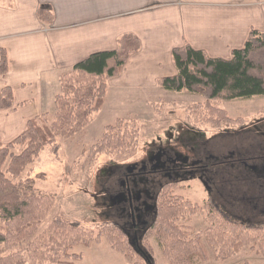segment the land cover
Masks as SVG:
<instances>
[{
  "label": "trees",
  "instance_id": "16d2710c",
  "mask_svg": "<svg viewBox=\"0 0 264 264\" xmlns=\"http://www.w3.org/2000/svg\"><path fill=\"white\" fill-rule=\"evenodd\" d=\"M39 17L50 21L52 13L41 8ZM140 49V39L132 33H126L119 37L116 49L94 52L78 61L60 77V91L55 96V113H43L29 120L25 130L8 143L0 139V246L12 240L15 244L27 243L32 264H79L81 255L68 250L71 245L83 240L88 245L82 223L57 216L46 230L39 232L40 224L54 204V197L39 190L33 178H23L22 175L43 150L49 148L53 154H58L61 137L69 138L80 133L92 121L105 104L109 79L119 76L130 56ZM172 55L177 74L162 77L158 81L159 85L166 90H188L199 95L203 101L196 104L194 112L199 113V109L204 108L211 116L210 121L216 118L214 121L217 123L234 122L224 109L213 104L214 100L264 97L263 31L252 29L245 45L234 50L230 59L210 57L205 51L189 44L174 48ZM7 70L8 59L3 50L0 73L4 74ZM13 105V90L5 86L0 94V109ZM138 136L135 122L119 120L114 125H108L103 137L92 146L91 159L112 149L130 146L138 141ZM18 146L22 149L15 152ZM177 200V204L169 201L162 207L156 232L159 231V239L167 241L165 252L170 264H192L199 245L203 248L202 240L186 239V234L176 222L184 207H188L182 198ZM114 227L105 229L109 230L115 249L129 257L134 256L136 262L133 264H144L143 261L145 264H154V257L144 242L142 250H138L119 228ZM61 234L66 237L63 242L59 238ZM217 241L224 242V237L220 235ZM248 241L244 237L238 245L243 246ZM63 245L65 248L61 252L59 249ZM69 258L74 259L69 261ZM0 264L27 262L21 250L6 254L0 249Z\"/></svg>",
  "mask_w": 264,
  "mask_h": 264
},
{
  "label": "rangeland",
  "instance_id": "374dc122",
  "mask_svg": "<svg viewBox=\"0 0 264 264\" xmlns=\"http://www.w3.org/2000/svg\"><path fill=\"white\" fill-rule=\"evenodd\" d=\"M158 89L155 94L148 96L122 95L115 87L110 86L104 106L94 115L92 121L80 133L69 138L61 137L58 141L60 144L58 154H53L49 148L43 150L22 175L23 178L27 176L33 178L39 190L54 197V204L40 224L39 232L46 230L57 216L82 223L85 229L84 237L89 241L88 245L83 240L71 245L68 250L70 253L81 255L79 264L136 262L134 256L129 257L114 248L109 230L105 229L115 228L112 224L122 221L120 218L107 216L108 207L104 203L108 199L109 190L113 188L111 185H118L116 173L118 174L119 170L124 171L126 166L146 159L150 152L158 147L173 145L180 152L186 153L183 145H189L192 130L204 133L211 147L214 144V148L223 147L224 151L237 145L235 141L238 139H243L247 145L249 139L245 138V133L241 134V137L240 134L237 136L238 131H241L242 127L250 128L254 123L264 120L262 96L214 100L213 104L224 109L234 120L225 124L217 123L214 121L216 118L210 121L211 116L204 108L199 109V113L194 112L196 104L203 101L199 95L188 90H166L160 85ZM55 111L56 107L49 113L52 115ZM119 120L136 123L139 131L138 141L91 159L92 146L103 137L108 125H114ZM235 132L237 134L234 135ZM175 137L180 139L176 141ZM21 149L18 146L14 151L19 152ZM114 169L115 172H112ZM167 192L171 197L182 198L187 204L188 209L184 207L176 222L186 234V239L202 240L203 248L199 245L192 264H264V223L242 225L240 222L223 219L212 210L207 212L203 204L207 201L208 195L198 181L179 182L177 187ZM166 201L169 204V201L174 200ZM192 206H195L194 210L193 208L191 210ZM260 218L264 220L261 215ZM253 220L259 219L255 217ZM159 225L160 222L157 223L156 229ZM156 229L150 231L144 239V246L152 253L154 264H170L165 252L167 241L159 239L160 236L157 235L159 231L156 232ZM214 234L218 236H212ZM220 235L224 237L222 243L217 241ZM244 237L249 241L243 246L238 245ZM59 238L62 242L66 240L64 235ZM12 241L1 245L0 249L6 254L21 250L27 264H32L27 243L15 244ZM237 247L240 250L236 251ZM64 248L65 245L59 251L62 252ZM225 255L229 256L224 259ZM69 259L71 261L74 258ZM143 263L145 264L144 261Z\"/></svg>",
  "mask_w": 264,
  "mask_h": 264
},
{
  "label": "crops",
  "instance_id": "0c3cea01",
  "mask_svg": "<svg viewBox=\"0 0 264 264\" xmlns=\"http://www.w3.org/2000/svg\"><path fill=\"white\" fill-rule=\"evenodd\" d=\"M41 8L50 21L39 17ZM252 29L264 32V0H0V60L3 50L8 59L0 94L10 86L14 97L0 109V139L14 140L29 120L54 111L61 75L94 52L116 49L126 33L141 49L109 87L148 96L159 79L177 74L174 48L189 44L230 59Z\"/></svg>",
  "mask_w": 264,
  "mask_h": 264
},
{
  "label": "flooded vegetation",
  "instance_id": "af4514ba",
  "mask_svg": "<svg viewBox=\"0 0 264 264\" xmlns=\"http://www.w3.org/2000/svg\"><path fill=\"white\" fill-rule=\"evenodd\" d=\"M241 131L234 135L245 133L248 144L238 139L237 145L224 151L214 144L211 147L204 133L192 130L189 145H183L186 153L173 145L158 147L146 159L119 170L118 185H111L104 202L107 216L122 220L112 225L142 250L144 239L156 229L166 200L178 203L167 191L182 181L202 184L208 195L203 204L207 212L212 210L235 223H264L260 218H264V120ZM255 217L259 220L254 221Z\"/></svg>",
  "mask_w": 264,
  "mask_h": 264
}]
</instances>
